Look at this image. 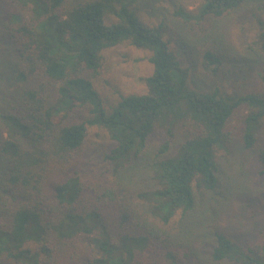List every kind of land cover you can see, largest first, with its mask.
Masks as SVG:
<instances>
[{"label": "trees", "instance_id": "1", "mask_svg": "<svg viewBox=\"0 0 264 264\" xmlns=\"http://www.w3.org/2000/svg\"><path fill=\"white\" fill-rule=\"evenodd\" d=\"M14 1L30 15H14L15 28L8 31L15 91L0 111V264L191 262L194 251L179 240L193 233L162 227L178 212L194 211L197 192L218 187V154L233 141L228 125L240 108L241 139L257 152L264 176L263 0L253 7L255 38L243 42L259 66L240 86L223 73L230 49L223 30L211 27L201 46L200 65L214 82L192 80L164 40L163 26L146 25L134 10L148 0ZM249 2L202 0L195 14L176 15L201 24ZM124 43L149 51L153 72L144 80L146 93L121 97L106 110L93 79L103 52ZM82 110L88 113L81 116ZM93 126L114 143L105 156L112 169L106 182L80 176ZM156 129L169 139L151 165V188L135 192L125 169L147 150ZM81 239L93 255L79 252ZM210 246L213 264H264V228L247 244L215 230Z\"/></svg>", "mask_w": 264, "mask_h": 264}, {"label": "rangeland", "instance_id": "2", "mask_svg": "<svg viewBox=\"0 0 264 264\" xmlns=\"http://www.w3.org/2000/svg\"><path fill=\"white\" fill-rule=\"evenodd\" d=\"M201 2L202 0H148L136 3L134 10L146 25L163 26L164 40H169L170 49L181 64L189 69L190 78L200 80L205 85L212 84L214 79L200 65L201 46L211 27L220 32L223 30L230 40L228 60L223 73L230 72L233 77H237L239 86L246 84L243 78L252 76L259 66L256 55L248 52L243 45L245 41L254 40L257 32L252 15L253 7L257 6L256 0H250L247 6L224 18L207 19L201 24L194 21L186 23L176 15L179 10L195 14ZM14 15H21L24 20H28L30 14L20 10L14 0H0V111L7 106L10 94L15 91V54L8 32L15 28ZM109 20L116 21L114 17ZM150 55L149 51L128 43L103 52L101 67L93 79V86L106 110L114 107L121 97L146 93L144 80L153 72V66L149 62ZM232 88L238 89L236 84ZM87 113L88 111H79L81 116ZM244 114L245 109L240 108L229 122L228 130L233 141L227 150H221L218 154V187L212 192H197L194 211L185 217L178 212L168 227H162L170 233H176L180 227L188 234L193 233L188 238L181 237L179 240L183 247L190 245L195 256L191 262L183 264H213L209 262L208 256L215 230L225 233L240 244H247L252 243L258 231L264 228V176L260 175L257 152L247 149L241 139V117ZM168 139L164 131L156 129L148 140L147 150L125 169L127 182L135 192L151 188V165L157 160L160 145ZM177 140L174 141L172 150ZM112 147L114 143L105 130L96 126L88 129L81 158L82 180L98 183L111 179L112 169L105 156L110 154ZM82 240L84 239L78 241H81L78 245L79 252L93 255L88 240ZM182 254L180 251L179 256Z\"/></svg>", "mask_w": 264, "mask_h": 264}]
</instances>
